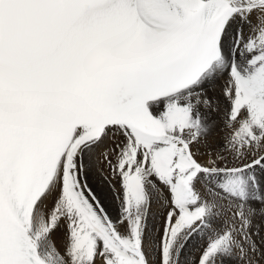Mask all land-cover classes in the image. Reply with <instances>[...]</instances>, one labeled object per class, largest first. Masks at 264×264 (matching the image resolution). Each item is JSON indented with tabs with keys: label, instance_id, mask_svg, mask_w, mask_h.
Wrapping results in <instances>:
<instances>
[{
	"label": "snow or ice",
	"instance_id": "6c2138e0",
	"mask_svg": "<svg viewBox=\"0 0 264 264\" xmlns=\"http://www.w3.org/2000/svg\"><path fill=\"white\" fill-rule=\"evenodd\" d=\"M0 264H264V0H0Z\"/></svg>",
	"mask_w": 264,
	"mask_h": 264
},
{
	"label": "bare ground",
	"instance_id": "6f19581e",
	"mask_svg": "<svg viewBox=\"0 0 264 264\" xmlns=\"http://www.w3.org/2000/svg\"><path fill=\"white\" fill-rule=\"evenodd\" d=\"M99 181V180H98ZM91 183H93V188L97 191L98 195L100 196L101 199H103L106 203H110V190L107 186L106 183L99 184L95 180H91Z\"/></svg>",
	"mask_w": 264,
	"mask_h": 264
},
{
	"label": "rangeland",
	"instance_id": "374dc122",
	"mask_svg": "<svg viewBox=\"0 0 264 264\" xmlns=\"http://www.w3.org/2000/svg\"><path fill=\"white\" fill-rule=\"evenodd\" d=\"M95 181L98 182V183L100 182V181H98V179L95 180ZM90 184H91V186H93V183L90 182ZM99 184H101V186L103 185V183H101V182Z\"/></svg>",
	"mask_w": 264,
	"mask_h": 264
}]
</instances>
